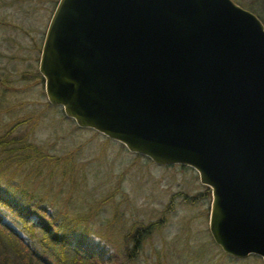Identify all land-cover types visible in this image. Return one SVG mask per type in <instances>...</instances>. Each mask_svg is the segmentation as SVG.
Masks as SVG:
<instances>
[{
    "label": "water",
    "instance_id": "95a60500",
    "mask_svg": "<svg viewBox=\"0 0 264 264\" xmlns=\"http://www.w3.org/2000/svg\"><path fill=\"white\" fill-rule=\"evenodd\" d=\"M46 102L210 193L208 233L264 264V27L232 0H59L38 63Z\"/></svg>",
    "mask_w": 264,
    "mask_h": 264
},
{
    "label": "rangeland",
    "instance_id": "374dc122",
    "mask_svg": "<svg viewBox=\"0 0 264 264\" xmlns=\"http://www.w3.org/2000/svg\"><path fill=\"white\" fill-rule=\"evenodd\" d=\"M46 1H41V11L26 10L23 25L19 20L16 22L20 31L0 27L1 79V75L6 74L12 82L19 78V74L34 71V64L23 63L20 59L30 55V38L45 31ZM40 17L41 26L35 28L33 20ZM27 80L29 77L25 82L12 83L8 91L5 89L6 99L3 108L0 107L4 109L0 113V132L15 119L36 116L34 122L19 127V133H30L32 140L48 148L51 155L77 151L78 187L69 190L72 196L67 207L71 215L89 209L93 212L89 228L106 240L90 234L85 243L89 247L94 245L95 252H102L104 264H262L252 255L244 259L227 256L212 242L208 233L210 193L199 184L192 169L178 165L156 166L92 130L76 128L59 107L47 106L41 87L29 86ZM82 164L85 166L80 172ZM0 187L8 195L15 196L20 204L44 193L39 187L24 183L16 185L9 180L3 181ZM53 193L56 190H52ZM64 196L60 194L55 199L56 211L64 208ZM45 211L49 215L52 209L46 208ZM12 217L6 208L0 207V223L15 232L23 244L43 254L42 244L31 243L14 225ZM30 220L35 222L36 217L31 215ZM137 222L144 225L155 223L160 228L149 235L131 258L126 259L123 236ZM127 247L131 248L130 243ZM51 258L54 264L59 262L58 256Z\"/></svg>",
    "mask_w": 264,
    "mask_h": 264
},
{
    "label": "trees",
    "instance_id": "16d2710c",
    "mask_svg": "<svg viewBox=\"0 0 264 264\" xmlns=\"http://www.w3.org/2000/svg\"><path fill=\"white\" fill-rule=\"evenodd\" d=\"M232 1L253 13L264 27V0ZM0 94V107L3 108L5 90L0 89ZM47 106L51 107L49 104ZM2 110L4 109H0V113ZM35 120L36 116L15 119L5 125L0 132V185L3 181L9 180L16 185L24 183L31 187H39L44 193L39 198L32 197V200L20 204L15 196L8 195L7 191L0 187V207L10 212L14 225L31 243L36 241L42 244L44 251L43 254L36 253L30 246L23 244L15 232L0 223V264H54L51 258L54 256L59 257L57 264H104L102 252H95L94 245L89 247L88 243H85L90 234L106 240L89 228L93 212L89 209L84 213L71 215L67 207L72 196L69 190L74 191L78 187L75 160L77 151L73 150L60 156L51 155L48 148L32 140L30 133H19V127ZM84 166L80 165V172ZM82 180L83 178H80V181ZM52 190H56V193L51 194ZM60 194L65 195L62 198L65 206L62 210L56 211L55 199H58ZM46 208L52 209L51 214H46ZM31 215L36 217L35 222L30 220ZM159 228L155 223L133 224L123 236L126 259L131 258L133 252ZM107 240L109 241L108 237ZM129 243L131 248L127 247Z\"/></svg>",
    "mask_w": 264,
    "mask_h": 264
},
{
    "label": "flooded vegetation",
    "instance_id": "af4514ba",
    "mask_svg": "<svg viewBox=\"0 0 264 264\" xmlns=\"http://www.w3.org/2000/svg\"><path fill=\"white\" fill-rule=\"evenodd\" d=\"M41 1L42 0H0V27L11 28L13 30L20 31V28H18L19 26L16 24V22L19 20V23L23 25L25 21V14L27 9L33 10V12H37L38 10L41 11V5H42ZM58 1L59 0H47L44 4L45 14L47 13V17H48L46 22V27L51 19V16L57 6ZM33 22H36L35 24H33L35 28L37 26L40 27L41 17L39 19H34ZM44 33L42 34L41 32H37L36 34H38V37L35 38L33 37V39L29 37L31 42V47H30L31 52H29L30 55L28 58H25L24 56L20 59L23 63L27 62L29 64H34L35 65L34 71L30 70L28 71L27 74L23 72L18 75L19 78L17 80H13L12 82L8 79L9 78L8 75L6 74L1 75V77H3V79L0 78V88L2 90L5 89L9 90L12 83L19 81L25 82L26 77H29V80H27L29 86H39L41 87L43 92L44 82H43V78L38 73V63H39V56L41 52ZM4 42L8 43V41L6 40ZM0 58H2L1 55ZM7 59L9 60L10 58L8 57Z\"/></svg>",
    "mask_w": 264,
    "mask_h": 264
}]
</instances>
